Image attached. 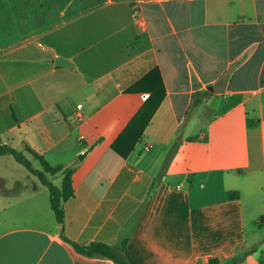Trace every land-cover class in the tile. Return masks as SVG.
I'll return each mask as SVG.
<instances>
[{"label":"crops","instance_id":"crops-1","mask_svg":"<svg viewBox=\"0 0 264 264\" xmlns=\"http://www.w3.org/2000/svg\"><path fill=\"white\" fill-rule=\"evenodd\" d=\"M10 9L0 0V144L71 169L64 235L81 245L127 237L130 264H264V0H102L88 10L96 18L27 39L10 34L24 23ZM78 21L70 48L30 45ZM58 56L72 65L56 66ZM155 68L165 96L125 158L112 144L150 95L130 88ZM186 150L203 152L181 165ZM8 155L0 264H118L78 252L51 202L52 216L40 208L25 221L23 199L40 185Z\"/></svg>","mask_w":264,"mask_h":264},{"label":"rangeland","instance_id":"rangeland-1","mask_svg":"<svg viewBox=\"0 0 264 264\" xmlns=\"http://www.w3.org/2000/svg\"><path fill=\"white\" fill-rule=\"evenodd\" d=\"M101 1L102 0H20L18 6L17 0H10V17H12V15L16 16L18 14V16L24 20V23L19 24V26L15 24L10 25V34L11 32L14 33L16 31H22L24 33L25 39H27L32 34H39L48 27L57 25L74 17L81 18L82 22H86L87 20L94 19L97 16L96 11L89 13L90 11L86 12V10L97 5ZM82 28L83 26L80 25L78 21L73 25L59 29V31L54 33L52 39L41 38L40 40L34 41L30 45L32 48L40 51L42 54L51 52L55 49H64L65 47L70 48L68 45L69 40L79 36ZM11 36L12 35H10L9 39L10 45L14 43V41L11 39ZM194 152L202 153L203 150H186V154L184 153L180 156L179 163L181 165H185V158L188 156L187 153L194 154ZM8 156L11 158L10 166L18 168L20 173L24 170L25 172H23L25 175H30L31 177L33 176L32 180L40 185V191L38 193H34L32 191L28 192V194L25 195V199H23L24 211L21 213V215L24 214L25 221L32 222L35 216L40 212V208L44 214H51L52 216L54 213L49 208V188L46 185L39 183V181L36 179V177H39L36 176V174V177H34V175H32V173H30L26 167H23L21 164L17 163L11 155ZM182 158L184 161H182ZM29 159L32 161V166L34 168L43 170V166L38 159L33 157H29ZM66 170L67 169H61L55 175L49 173L47 175L48 179H50L55 185L61 186L64 179V172ZM26 183H29V186L33 185L31 182ZM38 205L41 206L39 207ZM46 209L49 211H46ZM247 231L251 234L252 230L250 224H247Z\"/></svg>","mask_w":264,"mask_h":264},{"label":"trees","instance_id":"trees-1","mask_svg":"<svg viewBox=\"0 0 264 264\" xmlns=\"http://www.w3.org/2000/svg\"><path fill=\"white\" fill-rule=\"evenodd\" d=\"M88 8L86 11L91 9ZM145 89L150 93L146 103L138 111L135 117L127 125L124 131L113 142L112 148L118 152L121 156L127 157L134 149L136 142L143 135L144 129L149 124L153 114L162 102L165 96V86L161 73L158 68L151 70L147 75L136 82L130 90ZM212 92L204 91L196 93V96H208ZM201 103V100H195L194 105ZM26 151L32 154L38 159L43 170L36 169L32 166V161L27 157L24 151L18 150L7 144H0V155L11 154L14 158L24 165L30 172L36 174L43 184H45L50 190V202L51 207L55 212L57 221L61 225L62 236L69 241L74 248L87 256H98L113 259L118 264H130L129 259L125 254L128 238H122L120 242L115 245H110L104 242H92L88 245H81L77 242L69 240L63 233L64 223V201L74 194L71 180V169H67L64 172V179L61 186L55 185L50 179L48 174L55 175L60 171L61 167H54L48 164L42 155L33 150L30 146H27ZM230 198L239 197L237 191L230 192L228 194Z\"/></svg>","mask_w":264,"mask_h":264},{"label":"water","instance_id":"water-1","mask_svg":"<svg viewBox=\"0 0 264 264\" xmlns=\"http://www.w3.org/2000/svg\"><path fill=\"white\" fill-rule=\"evenodd\" d=\"M55 65L56 66H67V67H69L72 65V62L63 56H58L55 58ZM79 158H82V155L79 156Z\"/></svg>","mask_w":264,"mask_h":264},{"label":"built area","instance_id":"built-area-1","mask_svg":"<svg viewBox=\"0 0 264 264\" xmlns=\"http://www.w3.org/2000/svg\"><path fill=\"white\" fill-rule=\"evenodd\" d=\"M79 107H81V104L80 105H78Z\"/></svg>","mask_w":264,"mask_h":264}]
</instances>
